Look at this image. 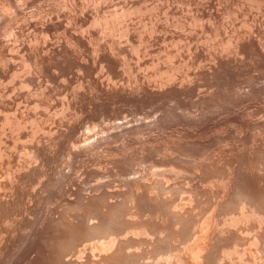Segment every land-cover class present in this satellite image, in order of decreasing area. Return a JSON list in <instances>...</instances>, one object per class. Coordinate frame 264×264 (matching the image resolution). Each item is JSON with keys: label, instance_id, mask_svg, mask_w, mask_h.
<instances>
[{"label": "bare ground", "instance_id": "bare-ground-1", "mask_svg": "<svg viewBox=\"0 0 264 264\" xmlns=\"http://www.w3.org/2000/svg\"><path fill=\"white\" fill-rule=\"evenodd\" d=\"M115 1L0 0V264H264V0H186L196 17L179 0L188 24L207 17L224 33L243 19L212 54L220 32L203 19L207 52L213 35L194 20L182 36L209 37L185 40L183 61L170 55L181 36L164 44L160 29L159 51H172L153 57L145 25L127 24L172 4ZM176 18L158 27L184 29ZM19 20L36 35L17 28L10 50ZM166 173L191 182L180 190Z\"/></svg>", "mask_w": 264, "mask_h": 264}, {"label": "rangeland", "instance_id": "rangeland-1", "mask_svg": "<svg viewBox=\"0 0 264 264\" xmlns=\"http://www.w3.org/2000/svg\"><path fill=\"white\" fill-rule=\"evenodd\" d=\"M117 1H118V0L115 1L116 4H118V3L120 2V3H119V6H120V5L122 4V0H119V2H117ZM159 1H160V2H158L157 0H153V3H155V2H158V3H156V4H151V3H152V0H151L150 2L147 1V2H149V4H148V3H146V4H148V6H149L150 4L153 5V6L156 5V7H157V6H158L157 4H159V6H160V4H161V2H162L161 6H160V8H159V9H161L162 5L165 6V7H162V8H163L162 10H164V8L168 7V5L170 6V5L172 4V5H171L172 9H171V7H170V9H169V7H168L167 9H169V10H167V9H165V11L158 10V11L161 12L160 15H162V19H161V20H163V18H164V19H165V18H168V16H166V14H165V12H166V10H167V11L170 12V13H168V12H167V13L170 15L169 20H170L171 22H172V20H173V22L176 21V23L180 25V23H178L177 20H174V18L177 19L176 17H178V21H179L180 18H182V20L185 18L183 21L180 20L179 22H183V23H185V24L187 25V26H185V28H187V29L184 28V29H185V30H184L183 27L178 26V27H180L179 30L181 29V31H180L181 34H180V32H179V30H178V27H177V29H176V30H178V31H176V30L173 29V28H176V27H174V26L171 27L170 24L176 25V23L174 22L175 24H174V23H170V24H169V27L167 26L168 29L172 28L171 31H170V30H167V28H166V30H167V31H166L165 28H163V27L166 26V25H165V24H166L165 22H168V23H169L170 21H169V20H168V21H165L166 19L163 20V21H161V20L159 21V19H160L159 17H161V16L159 15L160 12H157V10H156V12H157V14L159 15V17H157L158 15H156V14H155V15H152V14L156 13V12H155V9H156V8L154 9V12H153V13L150 12V13H151V16H154L155 19H154L153 17L149 16L150 14H149V15H146V14L144 13V11H143V13L146 15V18L148 19L147 22L150 23V21L152 20V21H155V23H157L156 25H154V24H155L154 22H152L153 24H149V26H150V25H151V26L153 25L154 28H158V29H155V32H153L154 30L151 31L153 26L150 27L151 30L149 29V26H148V28H147L146 24L148 25V23L145 21L146 19H145V17H144L145 15L143 16V13H141L142 16H141V15L138 16V17H140L141 19L138 18V17L136 16V14H135L136 17L134 16L135 19L133 18V16H131L132 18L130 17L131 19L129 18V19L127 20V21H128L127 24H129V20H130V22H131L130 25H129L130 27L133 28V26L135 27V26H138V25L141 26V27H143V25H145V26H146V29H145V26H144L142 29H139V27L136 28V29H138L139 31H140V30H141V31H142V30H145V31H146L147 29H149V30L146 31V33H144L145 31H142V32H143L142 35L144 36V37H143L144 39H145V38H148V34H149L150 36L152 35V37H153V35H154V33H156V31H157V35L155 34V35H156V36H155L156 39H157L158 37L161 36L160 39L158 38L159 41L157 40V42L155 41V40H156L155 37H153V40H154V43H153V44H152V41H153V40H152L151 37H149V38H151V40H150L149 38H148V39H145V40L142 38V40H143V43H142L141 40L139 41V39H137V38L140 37V34H139V33H140L141 31H140L139 33L137 32L139 35H137L136 32H135V33L133 32L135 29H132V30L130 31V33H131V32L134 33V34L131 33V34H133V35L131 36L130 42H131L132 44L135 42V43H134V46H136V47L139 45V43H140V44L142 43L141 46L144 47L145 44H146V42H147L146 45H148V47L150 46V44H151V45H154V46L156 45L155 47H157V44H156V43H158V46H159L158 48H159V49H157V48L155 49L154 46H152L154 49H150V48L148 49V48L145 46V49L147 48V50H150V54L153 55V57H154V54H155V53H158V54L163 53V52H161L162 50H161V51H159V50H160V47H161V48L165 47V46H164V44H165L164 41L166 42L167 40H168V41H171V40L173 41V40H175V41H173V42L171 41V42H172V44H174V43L177 44V43L179 42V39H181V38H180V36H181V37H182V40H183V39H184V40H183V41L181 40L182 42L180 41V43L183 44V43L185 42V40H186V39H185L186 37H183V36H182V32L185 31V32H183V34L185 33V36L188 35L189 33H187V32H188L190 29H192L193 26L195 25V24H193V26H192L191 24H192V23H195V21H197L196 18L193 19L192 23H191V24L189 23V24L191 25V28H188V25H189L188 22H190V17H191V20H192V18H193L192 16H194V15L196 14V8H195V7H197V5H196L195 2H191V1H190V2H186V0H185V1H184V0H181L182 2L184 1V2H183L184 4H183V3H182L181 1H179V0H178V1L175 0V2H174L173 0H169L170 3H168V4L166 3V4H165V3H163V0H162V1L159 0ZM165 1H168V0H164V2H165ZM169 1H168V2H169ZM172 1L174 2L175 5L173 4ZM185 2H186L187 4H188V3H189V4L187 5ZM176 3L178 4V6H180L181 4H183V7H182V5H181V7H182L183 9H188V10H190L189 8H191L192 6H194V8H192V11H195V12H193L194 15L192 14V15L190 16V13H189V16H190V17L187 16L188 19H186V15H187L186 13L189 12V11L187 10L186 13H185V12H182V10H179V9H178V11H176V9L178 8V6H176ZM191 3H192V4H191ZM193 3H195V4L193 5ZM179 4H180V5H179ZM151 5H150V7H151ZM166 5H167V6H166ZM185 5H186L187 7H188L189 5H191V6H189V7L187 8ZM121 6H122V5H121ZM159 6H158V7H159ZM117 7H118V5H117ZM150 7H148L149 10L154 8V7H151V8H150ZM173 7H174V10H175L174 12H177L176 14H178V15H176V17H175L174 12L172 11V10H173ZM176 7H177V8H176ZM184 7H185V8H184ZM148 8H147V9H148ZM179 8H180V7H179ZM182 8H181V9H182ZM157 9H158V8H157ZM193 9H194V10H193ZM149 10H148V11H149ZM183 11H186V10H183ZM192 11L190 10V12H192ZM163 12H164V13H163ZM171 12H172V13H171ZM178 12H179V13H178ZM180 13H181L182 15H183V13H185V14H184L185 16L182 17V15H180ZM164 14H165L166 17L164 16ZM262 14H264V10L262 11ZM262 14L260 13V15L263 17L264 15H262ZM171 15L174 16V17L172 16V17H173L172 20H171ZM260 15H259V17H260ZM148 16H149V18L151 17V19H149ZM179 16H180V18H179ZM142 17H143L144 19H143ZM156 17L159 18L158 21L156 20V19H157ZM194 17H196V15H195ZM198 17L200 18L201 16H197V18H198ZM262 17H260L261 20L259 19V21L257 22V24H258L260 21L262 22V21L264 20V19H263L264 17H263V18H262ZM34 18H35V17H34ZM36 18L38 19V16H37ZM199 18H198V21H199ZM201 18H202V20H203V19H206L207 17H201ZM201 18H200V20H201ZM239 18H241L240 20H243L242 17H239ZM37 19H36V20H37ZM137 19H138L139 21H138ZM153 19H154V20H153ZM262 19H263V20H262ZM30 20H31V19H30ZM132 20H134V21L137 20L136 22H138L139 24H138V23H136V24H132V23H135V22L132 21ZM140 20H144V21L146 22V24L144 23V21H143V23H141ZM149 20H150V21H149ZM185 20H188V22L185 21ZM194 20H195V21H194ZM206 20H207V19H206ZM206 20H203V22H201V23H204V24H202V25H204V26L200 25L201 23H199L200 26H198V24L196 23L197 25H195V27H196V26H198V27H204V29H206L207 31L210 30V31H209V35H211V36L213 35V33H215V35H217L216 32H218V33L220 32L221 34L223 33V32H221L220 29H219V25H220L219 23H217V22L215 23V21H213V22L215 23L214 25L218 26L217 29H216V26H215V27H214V25L211 26L212 24L208 25L209 23H213L212 21L209 22V21H208L209 19H208V20H207V21L209 22V23H208V22H206ZM238 20H239V19H238ZM240 20L238 21L239 23H238L237 25H236V24H232V22H231V24L234 25V27L236 28V27H238L239 24L242 22V21L240 22ZM19 21H20V23H19L18 21H17L16 23H19V24L22 25V26H18V25L15 24V23L13 24L14 26L11 27V31H10L11 33L8 34L9 37H10L9 40H8V41H5V40H7V37H6V36H8V35L5 36L6 38L4 37V38H5L4 41H5L6 43L8 42L7 46L9 45V46H8L9 49H10V47H11L10 50H12V48L14 49V47H16V46H18V45H19L18 48L20 47L21 42L23 41L24 38L21 39L22 41H21L19 38L22 37V36L24 37V36L27 34L26 32L29 31V29H30L31 32H32V29H31V28H27L29 25H28V24H27L28 26L25 25L26 22L24 23L23 20H22V21L19 20ZM32 21L34 22L33 19H32ZM156 21H157V22H156ZM184 21H185V22H184ZM198 21H197V22H198ZM204 21H205V22H204ZM21 22H23L24 24L21 23ZM159 22H164L163 24H164L165 26L163 25L162 28H160V27H161V26H160L161 23H159ZM261 22H260V23H261ZM263 22H264V21H263ZM263 22H262V23H263ZM158 23H159V26H160V27H158ZM168 23H167V25H168ZM183 23H182V24H183ZM207 23H208V24H207ZM228 23H229V22H228ZM228 23H227V24H228ZM260 23H259V27H260ZM140 24H142V25H140ZM185 24H184V25H185ZM229 24H230V23H229ZM229 24H228V26H229ZM231 24H230L231 27H228V28H226V29L230 30L229 28H232L231 30L234 31L235 29H234V27H233ZM15 25L18 26V27H16V28L14 29ZM23 25L26 26V27H24ZM131 25H132V26H131ZM161 25H162V24H161ZM190 25H189V27H190ZM205 25H206V26H205ZM241 25H242V24H241ZM155 26H157V27H155ZM207 26H208V28H207ZM209 26L212 27V28L214 27L215 29H214V28L212 29V28H210ZM262 26H264V23L261 24V28H262ZM19 27H21V31L17 29V28H19ZM22 27H24V28H22ZM29 27H30V26H29ZM130 27H129V28H130ZM141 27H140V28H141ZM239 27H240V26H239ZM26 28H27L28 30H27ZM12 29H14L16 33H15L14 30H12ZM19 29H20V28H19ZM22 29H23V32L25 31L26 34L22 32ZM24 29H26V30H24ZM160 29H162V30L164 29L163 32H165V33L167 32V34L169 33V31H170V33H171V32H172V33H171V35H168V36H167V34H166V37H165V38H167V39H166V40H162V38H164V36H165V35H164L165 33L163 34V32H162ZM188 29H189V30H188ZM204 29H202V30H204ZM211 29L214 31L213 33H212V30H211ZM218 29H219V30H218ZM226 29H225V31H224V33H223L222 35H221L220 33L218 34L219 37H218V35H217V36L213 35L212 37L207 38V40H205V42H204V41L202 42V39H203V38H201V37L203 36V33H202L201 28L198 29V30L201 31V32H199L198 30H196V29L194 28V30H191L190 33H192V31H193V32H194V31H196V32L198 31V32H199V33L197 32L198 35H195L196 33H194V34L192 33V34L195 35V36H193L192 34H190V35L193 37V39H192L191 36H190V37L187 36V38L189 39V40H188V39H187V40L190 41V40L192 39V41H190L191 45H189V44H190L189 42H188V43L185 42V43H186L187 45H189V46H193V43H194V45H195V43H196V42L199 43V42H200L199 40L201 39L202 46H200V44H201V43H200V44H199V47L203 48L205 45H207L206 41H208V40H210V39H212V38L214 39V36H215V41L212 39L213 42H214L215 44H211L212 42H210V44H208V46L211 45V46H209L210 48L207 46V49L209 48L208 50H209L210 52L207 51V49H205L206 46L203 48L205 51H207V52H209L210 54H212V53H211V50H212L213 48H211V47H212V46H215V48H216V43L219 41L218 39H220V40H222V38L224 39L223 36L226 35V33H227V35H229V33H230V35H231V33H232L231 30H230V32H226ZM236 29H237V28H236ZM263 29H264V28H263ZM17 30H18L20 33H23L22 36H21V34H19V32H18ZM33 30H34V29H33ZM172 30H173V31H172ZM206 30H204V31L207 32ZM12 31L14 32V34H13ZM135 31H136V30H135ZM148 31H149V32L151 31L153 34H152L151 32L149 33ZM159 31H160V35L158 36V34H159L158 32H159ZM175 31H176V33L179 32V33H178L179 35H177V36H176V34L174 35L173 32L175 33ZM186 31H187V32H186ZM204 31H203V32H204ZM17 32H18V33H17ZM31 32H30V36L27 34L26 37H25V39H27V43H29V41L32 42L31 40H34V39H32V37H33L34 35H36V34H34V32L31 34ZM35 32L37 33V36H38V37L40 36V38H39L40 40H37V38H38L37 36L35 37V38H36L35 40L37 41V43H39L38 41H40L39 44H42V45H43L44 43H41V42H45V40H42V41H41L42 36H41L40 32H39V31H35ZM142 32H141V33H142ZM147 32H148V33H147ZM210 32H211L212 34H211ZM119 33H120V31H119ZM200 33H202V34H200ZM24 34H25V35H24ZM33 34H34V35H33ZM39 34H40V35H39ZM57 34H58V33H57ZM57 34H55V35H57ZM61 34H62V36H63V39H62V37H61ZM61 34H60L59 37H58L59 40H58V38H57L58 35L56 36V38H57V42H59L61 39L64 40V35H63V33H61ZM135 34H136V35H135ZM144 34H146V36H145ZM161 34H162V35H161ZM204 34H205L207 37H209L207 33H204ZM14 35H15V36H14ZM17 35H18V37H19V36H20V37L18 38ZM55 35H54V36H51L50 42H51V41H54V39H55ZM172 35H174V37H172V39H171V36H172ZM199 35H202V36L199 37ZM205 35H204V36H205ZM261 35H262V34H261ZM11 36H14L15 38H14V37L11 38ZM27 36H29V37L27 38ZM136 36H137V37H136ZM175 36H176V38H175ZM197 36H198L199 40H198ZM204 36H203V37H204ZM206 36H205V37H206ZM53 37H54V39H53ZM60 37H61V39H60ZM132 37L135 38L134 41H133V38H132ZM169 37H170V38H169ZM205 37H204V38H205ZM217 37H218V38H217ZM220 37H221V38H220ZM17 38H18V40H16ZM30 38H31V39H30ZM33 38H34V37H33ZM173 38H174V39H173ZM216 38H217V39H216ZM13 39H14V40H13ZM29 39H30V40H29ZM52 39H53V40H52ZM65 39H66V38H65ZM140 39H141V38H140ZM176 39H178V40H177L178 42H176ZM195 39H197L198 41H196ZM62 40H61L59 43H55V44H60V43L62 44ZM135 40H136L137 42H136ZM149 40H150V41H149ZM161 40H162V42H163L164 44L161 43ZM187 40H186V41H187ZM203 40H204V39H203ZM216 40H217V42H216ZM11 41H12V43H11ZM17 41L20 42V44L17 43ZM24 41H25V40H24ZM138 41H139V43H138ZM144 41H146V42H144ZM210 41H211V40H210ZM5 42H4V43H5ZM9 42H10V44H9ZM14 42H15L16 44H18V45L14 44ZM25 42H26V41H25ZM55 42H56V40H55ZM63 42H64V41H63ZM65 42H66V40H65ZM65 42H64V43H65ZM128 42H129V41H128ZM130 42H129V43H130ZM148 42H149V44H148ZM171 42H170V43H171ZM192 42H193V43H192ZM6 43H5V44H6ZM34 43H35V42H33L32 44H34ZM52 43H53V42H52ZM64 43H63V44H64ZM123 43L126 44L127 42H126V43H125V42H122V44H123ZM131 43H130V44H131ZM136 43H137L138 45H136ZM144 43H145V44H144ZM160 43H161V44H160ZM170 43H169V45H168V44H166V45H168V46H170L171 48L175 49L174 46L171 45ZM180 43H179V46L181 45ZM198 43H197V44H198ZM203 43H204V46H203ZM208 43H209V41H208ZM12 44H14V45H12ZM124 44H123V46H124ZM143 44H144V46H143ZM159 44H160V45H159ZM162 44H163V45H162ZM186 44H185V45H186ZM197 44H196V45H197ZM34 45H35V44H34ZM42 45H41V46H42ZM126 45H127V44H126ZM126 45H125V46H126ZM161 45H162V46H161ZM183 45H184V44H183ZM185 45H184V46L181 45V47H177V48L179 49V48H182V47H183V48L185 49ZM141 46H140V47H141ZM168 46H167V47H168ZM177 46H178V44H177ZM138 47H139V46H138ZM140 47H139V48H140ZM142 47H141V49L143 50L144 48H142ZM152 47H151V48H152ZM18 48H17V50H18ZM21 48H22V47H21ZM183 48H182V49H183ZM186 48L188 49V47H186ZM215 48H214V50H215ZM15 49H16V48H15ZM19 49H20V48H19ZM141 49H140V51L142 52ZM163 49H164V48H163ZM182 49H181V51L179 50V51H180L179 55L177 54V51H178V50H176V49H175L176 52L173 50V53L171 52V54L168 52V54H170V55L172 56V58L176 57V58L171 59V60H176V61L178 60V61H179L180 58H181L180 61H181V60L183 61L184 59L187 60V59H186V57H187V53H189L190 51L187 50V49H185V51H184V49H183V52H184V53L182 54ZM152 50H153V51H152ZM154 50H156V52H154ZM157 50H158L160 53L157 52ZM164 50H165V49H164ZM167 50H168V49H166L165 52H167ZM214 50H212V51H214ZM15 51H16V50H15ZM15 51L13 50V52H15ZM18 51H20V50H18ZM140 51H139V53H140ZM144 51H146V50H143L142 53H144ZM168 51H172V49H170V50H168ZM187 51H189V52H187ZM10 52L12 53V55L10 54L12 57H13V56L17 57V54H16V53H13L12 51H10ZM10 52H9V53H10ZM16 52H17V51H16ZM147 52H149V51H147ZM147 52H145V54H146L147 56H150V54H148ZM152 52H154V53L152 54ZM165 52H164V53H165ZM174 52H175L176 54H175ZM185 52H187V53L185 54ZM207 52H206V53H207ZM17 53H18V52H17ZM23 53H24V52H22V54H23ZM139 53H138V56H137V55L135 56L136 59H134L135 57L132 58V59H133V61H132V63H133L132 65H133V66H134V64H135L136 61L138 62V61L140 60V59L138 60L137 57H139L140 55L143 56L142 53H141V54H139ZM164 53H163V54H164ZM14 54H15V55H14ZM20 54H21V53H20ZM22 54H21V55H22ZM158 54L155 55V56H159ZM172 54H175V55H172ZM180 54H182V55L180 56ZM176 55H177L178 57H177ZM184 55H186V57L182 58ZM18 56H20V55L18 54ZM144 56H145V55H144ZM147 56H145V58H146ZM0 57H1V56H0ZM15 57H13V59H16ZM150 57H152V56H150ZM150 57H147V58H149V60H148V59L143 60L144 57L142 58V60H143V61H147V62L150 63V62L154 59V58L152 57L153 59L151 60ZM179 57H180V58H179ZM139 58H141V57H139ZM177 58H179V59H177ZM163 59H165V58H162V60H163ZM16 60H17V59H16ZM16 60H15V61H16ZM18 60H19L18 63H20V65H21V60H20V59H18ZM135 60H136V61H135ZM142 60H141V61H142ZM162 60H159V61H160V65H162V64H161V63H162ZM13 61H14V60H13ZM15 61H14V63H16ZM134 61H135V62H134ZM159 61H155V63H157V62H159ZM163 61H164V60H163ZM176 61H175V62H176ZM137 62H136V63H137ZM184 62H185V61H184ZM18 63H16V65H17ZM181 63H182V62H181ZM181 63H180V64H181ZM173 64H175L174 61H173ZM180 64H179V62H178V65H180ZM1 65H2V64H1ZM20 65H17L18 68L20 67ZM148 65L150 66V64H147V66H148ZM163 65H164V64H163ZM175 65H177V64H175ZM147 66H142V67H144V69H146L145 72L147 71L148 73H147V72H146V73L149 75V73H151V71H152V70H151L152 67L150 66L151 68H150V70L148 71V70H147V68H148ZM164 66H167V64H165ZM0 67H1V66H0ZM142 67H141V69H142ZM145 67H146V68H145ZM141 69H140V71H141ZM148 69H149V68H148ZM143 72H144V70H143ZM150 75H151V74H150ZM17 82H18V80L15 82V84L13 83L14 86L17 84ZM132 84H134V82L131 83V85H132ZM9 85L11 86L12 84L10 83ZM17 85L19 86V84H17ZM17 85H16V87H18ZM16 87H14V88H16ZM25 92H26V91H25ZM32 98H33V99H36V98H34V97H32ZM32 98L29 97L27 100H29V101L31 100V102H32V101H33ZM62 98H63V97H61V100H62ZM23 103H24V102H23ZM25 103L27 104V102H25ZM28 103H29V102H28ZM24 105H25V104H24ZM22 106H23V105H22ZM59 107L61 108V106H59ZM59 107H58V109H59ZM21 109H22V108H21ZM22 110H23V109H22ZM146 163H147V162H146ZM112 165H113V164H111V166H112ZM145 165H146V164H145ZM171 165H172V164H171ZM163 167H164V169H165V166H163ZM163 167H160V169L163 168ZM171 167H172V166H171ZM164 169H162V170H163V171H166V170H164ZM166 169H168L167 166H166ZM158 170H159V169H158ZM184 171H185V173L190 171V172H191V173H190L191 177L193 176V175H192L193 173H192L191 169H188L187 171L184 170ZM168 173H170V172H168ZM168 173H166V175H168V176H166V177H169L170 174H168ZM183 174H184V173H181L180 176L178 175V177H177V175H176V177L173 176L174 178H177V179H178V180H177V179H174V178L172 177V175H174V174L171 173V175H170V177H169V182H170V180H171L172 183H170V184L176 183V184L178 185V187L181 188L180 190L185 189L187 183H186V181H185V183L183 184L184 181L181 182V180H182L185 176L188 177V174H189V173H187V174H185V175H183ZM182 176H183V177H182ZM180 177H181V178H180ZM186 177H185V180L188 179V181L191 182V179H189L190 176H189L188 178H186ZM191 177H190V178H191ZM172 178H173V180H175V181H177V182H174V181L172 180ZM180 179H181V180H180ZM183 180H184V179H183ZM188 181H187V182H188ZM179 183L182 184V185L180 184L181 187H180ZM174 185H175V184H174ZM174 185H173V186H174ZM183 185H184V186H183ZM182 186H183V188H182ZM187 186H188V185H187ZM186 188H187V187H186ZM181 196H182V195H181ZM181 196H180V194L178 195L179 198H184V197H181ZM184 196H185V198H186L187 194L184 195ZM178 197H177V198H178ZM179 198H178V199H179ZM184 202H185V201H184ZM92 238H93V240L90 239L92 242H94V240L97 239V237H96V238H95V237H92ZM90 240H89V241H90ZM97 240H98V239H97ZM97 240H96V241H97ZM91 241H90V243L87 242V244L89 243L88 247L91 246L90 244H94V243H92ZM96 241H95V242H96ZM79 247H80V245L78 246V248H79ZM83 247H84V246H83ZM85 247L87 248L86 245H85ZM88 250H89V249H88ZM88 250H87V251H88Z\"/></svg>", "mask_w": 264, "mask_h": 264}]
</instances>
